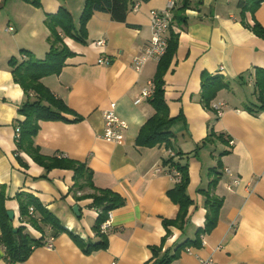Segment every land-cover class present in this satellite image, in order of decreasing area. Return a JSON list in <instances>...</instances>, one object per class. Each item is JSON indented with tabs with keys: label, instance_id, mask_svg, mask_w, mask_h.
I'll return each mask as SVG.
<instances>
[{
	"label": "crops",
	"instance_id": "0c3cea01",
	"mask_svg": "<svg viewBox=\"0 0 264 264\" xmlns=\"http://www.w3.org/2000/svg\"><path fill=\"white\" fill-rule=\"evenodd\" d=\"M241 1L174 0L175 18L165 38L170 30L177 33V48L163 81L168 115L181 119L172 126L169 149L135 143L154 114L149 99L135 101L149 89L158 62H134L151 36L150 13L163 10L168 0L138 2L122 24L95 12L82 43L60 35L71 55L58 74L41 83L72 111L66 119L79 120L40 122L34 144L44 156L84 164L95 188L124 200L112 211L107 248L85 254L73 237L98 242L93 231L98 212L91 208V199L76 197L91 191L74 188L72 171L45 172L17 150L16 130L24 120L18 110L27 97L9 66L12 57L20 59V51L44 58L50 47L44 21L60 8L71 13L78 29L84 0H40V8L22 0H0V185L6 211L14 213L12 227L22 226L42 242L26 260L12 264H153V249H161V257L204 228L207 210L199 191L213 179L211 195L222 200L216 225L200 235L199 247L182 251L171 264H264V39L253 31L254 25L264 29V2L254 11H243ZM100 41L103 45L97 46ZM100 58L110 63L99 65ZM215 76L223 87L206 107L202 79ZM110 104L127 124L121 145L102 139L103 115ZM217 104L225 105L220 117L212 109ZM168 150L175 154L174 164L187 167L186 194L192 204L185 224L168 227L167 235L163 221L175 220L179 211L168 195L175 187L174 168L166 165ZM19 193L35 197L64 231L55 232L39 221L22 222ZM75 205L78 217L72 211ZM49 237L54 238L51 249L43 247ZM0 264H11L1 244Z\"/></svg>",
	"mask_w": 264,
	"mask_h": 264
},
{
	"label": "trees",
	"instance_id": "16d2710c",
	"mask_svg": "<svg viewBox=\"0 0 264 264\" xmlns=\"http://www.w3.org/2000/svg\"><path fill=\"white\" fill-rule=\"evenodd\" d=\"M35 8H40V0H22ZM148 0H84L79 17V27H75L71 13L60 8L56 14L47 15L45 25L50 35L48 37L49 50L41 60L36 59L27 51H20V59L12 57L9 61L10 71L13 80L18 84L27 97L25 104L19 108L18 113L24 117L19 123V135L16 137L17 150L27 154L34 163L41 166L45 172L52 169L70 170L73 172L74 188L77 190H89L91 193L76 197L77 200L91 199V208L98 212L93 231L98 237L96 243H84L80 239L73 237L76 244L85 254L105 250L107 248L106 235L100 232V225L106 221L108 213L123 206L124 200L116 193L107 190H100L92 184V173L82 163L57 156H44L39 148L34 144V138L39 131V123L42 121H78L79 117L68 120L64 117L72 111L60 100L55 98L50 91L41 83V79L58 74L65 63L67 57L71 55L68 48L63 44L62 36L71 38L78 42H84L85 25L95 12L106 13L111 20L116 23H125L130 7L138 2ZM264 0H243L240 8L244 10H255ZM1 7V5H0ZM175 18V17H174ZM254 33L264 39V29L259 25H254ZM177 33L170 30L165 54L158 61L156 74L153 79L154 91L149 98V103L154 109V114L141 127L135 140L138 147L152 148L164 145L170 148V141L173 138L172 126L181 119L180 116L171 118L168 115V108L164 98L163 77L167 72L173 55L177 48ZM223 87V80L219 76L205 77L202 79V102L206 107L215 96L217 90ZM33 94V97H31ZM209 140L206 139L203 143ZM172 159L166 161V165L179 172L180 178L175 187L168 195L179 208L178 215L173 221H163L167 235L168 227L181 228L186 222V216L191 200L186 194L188 186V172L186 166L174 164ZM215 170V169H214ZM214 170H212L214 172ZM216 179H213L206 190L199 193L205 196V208L207 210L204 228L199 229L194 239L185 240L173 251H165L158 257L161 249H153V264H171L178 259L182 251L191 247H199L200 235L209 233L218 220L219 210L222 200L211 195L215 188ZM6 197L5 188L0 185V244L4 246L6 257L9 263L23 262L28 258L34 248L42 245L40 240L31 238L24 232V227H12L8 220L7 211L4 207ZM19 206V216L22 220L39 221L46 227H50L55 232L64 231L58 221L45 209L38 200L30 194L19 193L16 195ZM33 209L34 214L30 215L28 210ZM37 227V226H36ZM38 228V227H37ZM40 230V228H39ZM167 237V236H166Z\"/></svg>",
	"mask_w": 264,
	"mask_h": 264
},
{
	"label": "built area",
	"instance_id": "2783aa9c",
	"mask_svg": "<svg viewBox=\"0 0 264 264\" xmlns=\"http://www.w3.org/2000/svg\"><path fill=\"white\" fill-rule=\"evenodd\" d=\"M174 0H168L166 7L161 11H152L150 13V39L142 49L141 55L135 58L134 62L137 65H142L145 62L152 60L158 62L161 57L165 54L167 48V39L165 38L166 33L172 25L175 10ZM7 31H12V28H8ZM103 41L97 42L96 45H103ZM110 61L107 58H100L98 60L99 65H108ZM154 91L153 82L149 83V89L142 91L141 95L136 99L135 104H139L142 99H149ZM225 105L217 104L212 107L217 117L222 116ZM104 120V131L102 139L108 143L121 145L124 142V133L127 130V124L119 119L115 114V105L110 104L108 110L103 115ZM19 135V130H16V137ZM168 155L171 159L175 158V154L172 150H168ZM159 172V169L154 171V174ZM228 173L229 171L226 170ZM171 176L175 183L179 181L180 174L175 169L172 170ZM30 215H33V209L28 210ZM112 218V212L108 213L107 219L100 225V232L104 235L110 230V223ZM54 238L49 237L43 244L44 248L51 249L53 247ZM200 264H210V261H203Z\"/></svg>",
	"mask_w": 264,
	"mask_h": 264
},
{
	"label": "water",
	"instance_id": "95a60500",
	"mask_svg": "<svg viewBox=\"0 0 264 264\" xmlns=\"http://www.w3.org/2000/svg\"><path fill=\"white\" fill-rule=\"evenodd\" d=\"M73 213L78 217L80 215L79 207L77 205L72 207ZM7 217L10 222L14 219V213L12 211H7Z\"/></svg>",
	"mask_w": 264,
	"mask_h": 264
}]
</instances>
